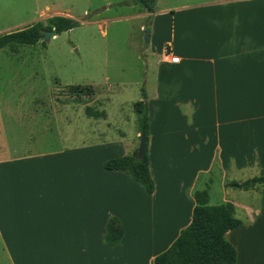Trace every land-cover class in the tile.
<instances>
[{
	"label": "crops",
	"instance_id": "crops-1",
	"mask_svg": "<svg viewBox=\"0 0 264 264\" xmlns=\"http://www.w3.org/2000/svg\"><path fill=\"white\" fill-rule=\"evenodd\" d=\"M135 1L127 2L140 8L131 17L145 21L139 29L149 33L143 78L127 103L134 111L144 92L154 192L148 195L125 172L104 167L137 150L138 130L128 142L122 130L119 137L109 135L111 126L131 120L135 126L137 118L113 96L107 99L111 121L96 107L105 118L88 117V102L78 98L94 121L85 122V140L0 156V264H152L190 224L195 191H206L209 204L217 205L208 192L213 172L220 179L219 204H233L235 217H244L226 234L235 264H264V191L250 206L226 196L227 187L240 190L243 181L264 176V0H155L151 13ZM41 2L30 4L33 15H43L41 22L73 20L44 14L49 6ZM11 7L10 0H0V31L14 14ZM30 19L26 23L39 22ZM93 97L94 91L85 99ZM111 218L123 228L114 247L104 243Z\"/></svg>",
	"mask_w": 264,
	"mask_h": 264
},
{
	"label": "rangeland",
	"instance_id": "rangeland-1",
	"mask_svg": "<svg viewBox=\"0 0 264 264\" xmlns=\"http://www.w3.org/2000/svg\"><path fill=\"white\" fill-rule=\"evenodd\" d=\"M127 2L131 0H42L41 6H49L44 14H69L79 26L48 41L40 39L34 45L0 50V156L58 149L65 139L73 143L85 140L86 126L94 121L84 115L86 105L78 98H84L90 107L106 110L111 121L114 113L107 99L113 96L115 105L123 104L124 112L137 118L127 101L133 98L135 82L143 78L141 55L146 34L139 27L145 21L131 17L140 8ZM31 3L33 0H10L14 14L0 35L32 25L33 22L26 23L31 16L41 21L43 15H33ZM73 86L91 87L93 99L75 94L73 98L69 89ZM58 104L65 105L61 112L53 110ZM97 123L102 130L106 128L102 121ZM119 130L126 134L128 142L135 137L138 119L135 126L133 120L118 129L111 126L110 137H119ZM209 179L210 201L218 205L222 195L220 179L215 172ZM227 190L229 200L250 206L264 186L256 185L250 191L231 187ZM243 218L239 213L238 219L244 221Z\"/></svg>",
	"mask_w": 264,
	"mask_h": 264
},
{
	"label": "trees",
	"instance_id": "trees-1",
	"mask_svg": "<svg viewBox=\"0 0 264 264\" xmlns=\"http://www.w3.org/2000/svg\"><path fill=\"white\" fill-rule=\"evenodd\" d=\"M148 13L153 12L155 0H136ZM78 22L60 16L50 17L45 22H36L11 33L0 35V50L10 48L15 50L20 45H34L41 39L42 31H54L55 35L68 32L78 27ZM70 93L91 96V87L73 86ZM142 100L133 105L138 119V131L146 136V147L140 159L135 157V150L131 155L119 156L105 162V169L122 171L140 184L148 195L154 192L155 186L149 170L147 154L148 107L146 96L142 91ZM85 114L94 119L105 118V113L95 111L91 107L85 108ZM256 185L264 186V176L254 177L242 183L241 188L250 191ZM195 206L192 211L190 224L180 231L176 240L166 251L154 258L152 264H235V248L227 241L226 234L243 225L235 217V207L231 203L210 205L206 191L193 193ZM123 228L115 218L108 220L104 243L109 247L120 244Z\"/></svg>",
	"mask_w": 264,
	"mask_h": 264
},
{
	"label": "water",
	"instance_id": "water-1",
	"mask_svg": "<svg viewBox=\"0 0 264 264\" xmlns=\"http://www.w3.org/2000/svg\"><path fill=\"white\" fill-rule=\"evenodd\" d=\"M148 33H149V31L146 29L145 30V34H146L145 41H147ZM54 36H55L54 31H42L41 32V40L42 41H48L50 38H52ZM145 147H146V136L140 135L139 144H138L136 155H135V157L137 159H140L143 156ZM237 187L241 188V185H237Z\"/></svg>",
	"mask_w": 264,
	"mask_h": 264
},
{
	"label": "built area",
	"instance_id": "built-area-1",
	"mask_svg": "<svg viewBox=\"0 0 264 264\" xmlns=\"http://www.w3.org/2000/svg\"><path fill=\"white\" fill-rule=\"evenodd\" d=\"M178 60H179V59H178L177 57H173V58L171 59V62H172V63H177Z\"/></svg>",
	"mask_w": 264,
	"mask_h": 264
}]
</instances>
